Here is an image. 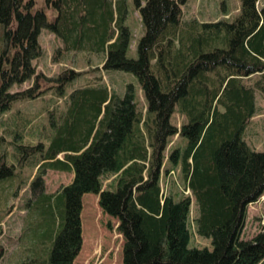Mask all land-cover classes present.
Returning a JSON list of instances; mask_svg holds the SVG:
<instances>
[{"label":"trees","instance_id":"obj_1","mask_svg":"<svg viewBox=\"0 0 264 264\" xmlns=\"http://www.w3.org/2000/svg\"><path fill=\"white\" fill-rule=\"evenodd\" d=\"M187 1L135 0L144 32L132 59L130 30L112 0H54L52 21L34 9L36 0H0V112L45 92L37 84L46 79L32 66L41 56L42 30L61 40V51L101 50V69L132 74L146 101L143 115L132 84L122 97L105 86L75 89L51 125L47 147L15 145L19 165L41 153L40 173L73 174L56 194L42 193L40 173L31 181V191L41 197L33 234L42 246L23 264H74L82 247L85 194L96 195L101 211L117 221L122 264H250L264 255V224L242 239L248 206L264 193V151L243 139L257 112L256 93L264 97V6L239 0L232 21L183 22ZM79 75L69 70L52 79L55 94L63 97ZM254 76L253 84L244 82ZM29 80L32 87L8 92ZM176 111L186 118L180 127L171 122ZM174 136L186 145L168 151ZM166 158L180 166L194 198L192 222L190 196L176 200L162 192ZM14 167L0 161V181ZM191 225L210 248L190 246Z\"/></svg>","mask_w":264,"mask_h":264},{"label":"rangeland","instance_id":"obj_2","mask_svg":"<svg viewBox=\"0 0 264 264\" xmlns=\"http://www.w3.org/2000/svg\"><path fill=\"white\" fill-rule=\"evenodd\" d=\"M143 1V0H140ZM123 24L130 30V43L127 57H137V44L143 35V26L136 10L135 0H112ZM264 6V0H258L257 8ZM239 0H188L181 7L182 21L197 20L200 23L218 20L232 21L239 13ZM34 9H42L48 21H52L57 14L54 0H36ZM0 28V50L3 48ZM38 42L41 56L32 61L36 73L46 80H38L37 86L45 92L34 100L15 102L10 109L0 112V161L7 165H14V174L0 181V264L27 263L34 255V249L42 246L33 234L38 228L40 215L34 205L41 199L40 192L33 193L30 189L31 181L39 175L41 153L25 159L18 164V153L15 145L47 147L53 135L51 125L57 123V117L67 106L68 94L83 87L105 86L111 93L122 97L126 86L132 84L136 94L138 110L144 115L146 101L137 79L130 73L101 69L104 53L97 49L82 51H61L63 44L60 39L46 30L40 32ZM72 70L80 75L66 86L63 97L54 92L56 79L62 72ZM255 76L245 80L247 85L253 84ZM34 84L33 80L10 87L9 93L24 91ZM257 112L248 122L243 139L246 144L257 152L264 151V97L256 93ZM173 125L180 127L186 118L177 111L172 116ZM186 140L179 136L169 139L168 151L174 147H184ZM59 158H62L60 155ZM174 171V174H169ZM43 179L44 194H56L62 186L68 185L73 174L57 170L46 169L40 173ZM112 178L104 180V187ZM160 187L165 195L173 196L176 200L190 196L192 205L190 220L197 216V207L192 194L186 190V184L181 175L180 166H172L164 161ZM82 247L74 260V264H122L123 238L117 231V221L105 215L98 205V197L85 194L82 198ZM264 224V193L262 197L248 206L243 240L251 239ZM190 246L195 248H210V241L194 233L191 225ZM36 246V247H35ZM40 249H36L39 251ZM41 251V250H40ZM264 255H257L250 264H261Z\"/></svg>","mask_w":264,"mask_h":264},{"label":"built area","instance_id":"obj_3","mask_svg":"<svg viewBox=\"0 0 264 264\" xmlns=\"http://www.w3.org/2000/svg\"><path fill=\"white\" fill-rule=\"evenodd\" d=\"M169 174H174V172L171 171ZM188 191H189V190H188ZM189 193H190V192H189Z\"/></svg>","mask_w":264,"mask_h":264},{"label":"crops","instance_id":"obj_4","mask_svg":"<svg viewBox=\"0 0 264 264\" xmlns=\"http://www.w3.org/2000/svg\"><path fill=\"white\" fill-rule=\"evenodd\" d=\"M54 36V35H53Z\"/></svg>","mask_w":264,"mask_h":264}]
</instances>
